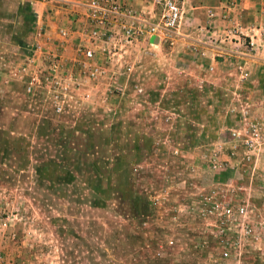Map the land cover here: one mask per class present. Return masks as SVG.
<instances>
[{
    "label": "rangeland",
    "instance_id": "374dc122",
    "mask_svg": "<svg viewBox=\"0 0 264 264\" xmlns=\"http://www.w3.org/2000/svg\"><path fill=\"white\" fill-rule=\"evenodd\" d=\"M67 9L0 0V264H264V66L162 38L60 92Z\"/></svg>",
    "mask_w": 264,
    "mask_h": 264
},
{
    "label": "built area",
    "instance_id": "2783aa9c",
    "mask_svg": "<svg viewBox=\"0 0 264 264\" xmlns=\"http://www.w3.org/2000/svg\"><path fill=\"white\" fill-rule=\"evenodd\" d=\"M38 1H60L63 6L73 8L66 11L69 25L60 29L59 43L65 50L71 45L77 56L73 57L71 68L64 71L59 67L57 55L50 56V78L60 92L68 90L69 85L75 87L82 78L95 81L104 77L111 86L114 82L117 83L121 72L116 67L122 66V59L127 58L134 45L142 41L153 44V40L159 41L160 38L172 39L183 15L180 0H145L144 3L149 4L148 11L145 12L134 7L130 0ZM75 7L83 8L84 12L72 18L71 12L75 11ZM257 12L260 17L257 24L244 27L242 23L235 21L227 28L226 35L238 37L249 50L261 49L264 52V1ZM209 15L213 16V11ZM74 21L79 22L75 25ZM101 55H104V59ZM114 55H117L120 64L111 66ZM58 68L61 69L60 75L57 73ZM124 68L126 71V67ZM115 89H119L118 85H115ZM56 96L60 97V94ZM245 123L242 144L250 150L264 149V113L257 116L255 121ZM237 211L244 213L245 207L239 206ZM232 213L230 205L223 206V218H229Z\"/></svg>",
    "mask_w": 264,
    "mask_h": 264
},
{
    "label": "crops",
    "instance_id": "0c3cea01",
    "mask_svg": "<svg viewBox=\"0 0 264 264\" xmlns=\"http://www.w3.org/2000/svg\"><path fill=\"white\" fill-rule=\"evenodd\" d=\"M264 0H180L182 19L179 27L171 36L174 43L183 41L193 44L199 54L208 55L207 63L217 68L220 57L237 56L243 68L251 65L264 66V52L261 49L249 50L241 41H232L226 37L227 28L232 22L249 25L258 19V9ZM69 11L73 10L72 7ZM213 11V16L209 12ZM84 12L81 7H75L71 17L76 18ZM75 14V15H72ZM79 20V19H78ZM62 21L67 25V19L62 15ZM80 21V20H79ZM79 21H74L77 25ZM230 21V22H229ZM154 39V38H153ZM161 39V38H160ZM160 41V40H159ZM192 46V45H191ZM66 51L71 54L69 45Z\"/></svg>",
    "mask_w": 264,
    "mask_h": 264
},
{
    "label": "trees",
    "instance_id": "16d2710c",
    "mask_svg": "<svg viewBox=\"0 0 264 264\" xmlns=\"http://www.w3.org/2000/svg\"><path fill=\"white\" fill-rule=\"evenodd\" d=\"M57 98H59V97H57ZM16 151H17V149H16Z\"/></svg>",
    "mask_w": 264,
    "mask_h": 264
}]
</instances>
